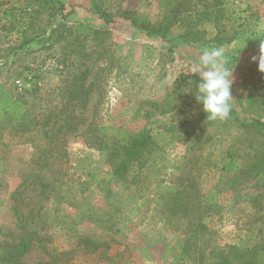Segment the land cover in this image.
<instances>
[{
  "label": "rangeland",
  "instance_id": "1",
  "mask_svg": "<svg viewBox=\"0 0 264 264\" xmlns=\"http://www.w3.org/2000/svg\"><path fill=\"white\" fill-rule=\"evenodd\" d=\"M60 1L63 9L0 0V86L36 126L0 121V247L34 232L17 264H202L200 249L264 239V180L246 171L264 158V129L242 126L264 123V73L251 61L264 40V0H185L186 25L166 39L139 26L164 22L170 0ZM207 5L217 7L213 22ZM212 48L234 68L224 120L206 119L194 96ZM144 130L153 146L143 174L118 181L110 143ZM232 157L237 168L224 169ZM40 182L51 183L50 198ZM177 193L196 207L211 193L220 207L202 215L206 229L189 251L201 213L169 212ZM83 238L103 246L90 250Z\"/></svg>",
  "mask_w": 264,
  "mask_h": 264
},
{
  "label": "trees",
  "instance_id": "2",
  "mask_svg": "<svg viewBox=\"0 0 264 264\" xmlns=\"http://www.w3.org/2000/svg\"><path fill=\"white\" fill-rule=\"evenodd\" d=\"M46 6H50L51 3L59 4V9H63L62 3L60 0H43ZM185 0H177L175 3L173 0H170L169 5H172L173 9L169 11L167 18L164 22H161L157 27L150 25H141L139 28L141 31L146 32V36L150 38H161L166 39L167 34L170 29L173 27L175 23L185 24V19L180 18L181 14L179 13L180 8ZM55 6V5H54ZM206 9L203 12V16L208 19V21H212L217 15L218 11L216 6H205ZM213 9V10H212ZM212 10V11H211ZM211 11V12H210ZM215 16V17H214ZM212 17V18H211ZM168 20V21H167ZM111 21V20H110ZM107 20V22H110ZM136 24V23H135ZM177 40V39H176ZM176 40L172 41L171 44H177ZM170 49H174V47H170ZM185 78V76H183ZM197 79H199L197 77ZM234 110L231 109L233 113ZM29 115L28 109L23 105V103L19 102L15 99L6 89L5 86H0V121L4 117H8L12 119V122L17 123V126H25V130H30L31 125L33 124V119L30 117H26ZM242 126L247 128L260 126L264 129V123L259 121H255L252 125H247L246 123H242ZM36 126L32 125L31 129H35ZM103 132L108 130L107 128L101 129ZM114 131V129H111ZM111 144V153L108 155V164L112 166V176L116 178L118 181H124L127 178L128 174L133 171L134 168H137L138 175L143 174V170L145 169V165L147 164L143 158L144 153H147L149 149L153 146L152 137L149 131L144 130L139 134L133 136H120L117 140H112ZM236 162L232 157L229 164H227L224 169H236ZM247 175L251 173H255V177H260V180H264V158H258L256 161L252 162L251 165H247ZM51 183H43L40 182V188L42 194L45 195L46 198H50L47 195L49 191L48 189H54L50 187ZM264 187V183H263ZM59 190L62 189V186L58 187ZM52 194V193H51ZM215 197L210 193L205 197V200L202 202L200 207L191 206L183 202L185 198L181 193H177L172 198V205H169V212L172 214H184L189 215L193 211H198L201 213L199 216V222L196 223V229L194 234L188 238L186 242V251H189L191 247L194 246L195 241L197 240L196 232L198 230H205L206 226L200 222L202 215L209 214L212 212H217L220 208L218 203L214 201ZM212 201V202H211ZM35 233L26 234L23 239H21L20 243L15 244L13 248L6 249L0 247V260L15 262L17 264L21 258L31 250V242L33 241L32 236ZM83 242L86 244L85 247H88L90 250H97L102 244H97L89 238H83ZM107 246V245H106ZM208 255H210L208 257ZM199 259L202 264H264V239H261L260 242H254L253 244L245 245L243 247L228 245L224 248H214L211 253L206 254L205 250H199Z\"/></svg>",
  "mask_w": 264,
  "mask_h": 264
},
{
  "label": "clouds",
  "instance_id": "3",
  "mask_svg": "<svg viewBox=\"0 0 264 264\" xmlns=\"http://www.w3.org/2000/svg\"><path fill=\"white\" fill-rule=\"evenodd\" d=\"M202 73L195 84L194 96L202 106L206 119L224 120L231 111L233 70L224 66L223 51L219 48L204 49L201 54ZM251 61L257 63L258 71L264 73V40H260L259 55Z\"/></svg>",
  "mask_w": 264,
  "mask_h": 264
}]
</instances>
